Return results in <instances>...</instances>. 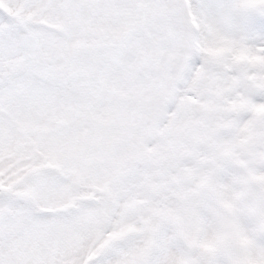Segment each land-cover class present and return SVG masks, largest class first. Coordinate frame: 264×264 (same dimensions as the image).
Returning <instances> with one entry per match:
<instances>
[{"label": "rangeland", "instance_id": "1", "mask_svg": "<svg viewBox=\"0 0 264 264\" xmlns=\"http://www.w3.org/2000/svg\"><path fill=\"white\" fill-rule=\"evenodd\" d=\"M250 84L264 0H0V264H264Z\"/></svg>", "mask_w": 264, "mask_h": 264}, {"label": "water", "instance_id": "2", "mask_svg": "<svg viewBox=\"0 0 264 264\" xmlns=\"http://www.w3.org/2000/svg\"><path fill=\"white\" fill-rule=\"evenodd\" d=\"M249 93L252 95H260V94L264 93V90L261 88H258L256 86H251L249 88Z\"/></svg>", "mask_w": 264, "mask_h": 264}]
</instances>
